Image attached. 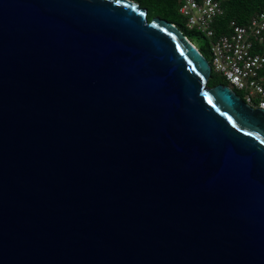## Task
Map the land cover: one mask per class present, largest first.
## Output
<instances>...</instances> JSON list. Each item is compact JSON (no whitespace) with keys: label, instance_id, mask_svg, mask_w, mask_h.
<instances>
[{"label":"water","instance_id":"1","mask_svg":"<svg viewBox=\"0 0 264 264\" xmlns=\"http://www.w3.org/2000/svg\"><path fill=\"white\" fill-rule=\"evenodd\" d=\"M132 0H0V264H264V110Z\"/></svg>","mask_w":264,"mask_h":264},{"label":"built area","instance_id":"2","mask_svg":"<svg viewBox=\"0 0 264 264\" xmlns=\"http://www.w3.org/2000/svg\"><path fill=\"white\" fill-rule=\"evenodd\" d=\"M179 1L185 27L209 40L212 73L222 76L233 91L242 94L245 103L264 110V11L247 24L231 21L230 32L216 37L213 25L224 12L218 0Z\"/></svg>","mask_w":264,"mask_h":264},{"label":"trees","instance_id":"3","mask_svg":"<svg viewBox=\"0 0 264 264\" xmlns=\"http://www.w3.org/2000/svg\"><path fill=\"white\" fill-rule=\"evenodd\" d=\"M138 3L142 8L148 10V19L151 20L155 17L165 19L176 27L194 44L193 38L198 41L206 40L207 49L210 43L204 34L189 31L185 27V20L179 13L180 1L179 0H132ZM223 9V15L215 19L213 30L216 37L228 34L230 32V22L235 20L241 24H247L249 20L256 14L264 11V0H218ZM195 45V44H194ZM200 52L204 55L203 49L199 48ZM205 56V55H204ZM264 77V69L261 72ZM209 86L215 87L217 85H227L226 80L215 73H212L209 80ZM242 98L243 95L239 94Z\"/></svg>","mask_w":264,"mask_h":264},{"label":"rangeland","instance_id":"4","mask_svg":"<svg viewBox=\"0 0 264 264\" xmlns=\"http://www.w3.org/2000/svg\"><path fill=\"white\" fill-rule=\"evenodd\" d=\"M193 40V42H194V44H195V46L198 48H202V47H204V49L202 50L203 51V53H204V55H205V57L208 59V60H210L211 59V53H210V50L209 49H207V47H205L206 46V40H201V41H198L196 38H193L192 39ZM238 95H239V93H238Z\"/></svg>","mask_w":264,"mask_h":264}]
</instances>
